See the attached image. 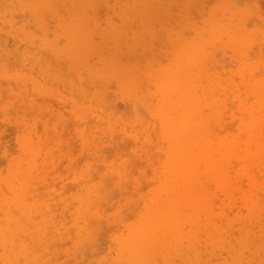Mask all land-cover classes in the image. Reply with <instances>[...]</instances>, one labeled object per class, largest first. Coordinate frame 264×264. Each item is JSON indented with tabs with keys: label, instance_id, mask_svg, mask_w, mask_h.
<instances>
[{
	"label": "rangeland",
	"instance_id": "374dc122",
	"mask_svg": "<svg viewBox=\"0 0 264 264\" xmlns=\"http://www.w3.org/2000/svg\"><path fill=\"white\" fill-rule=\"evenodd\" d=\"M228 24L244 50L221 36L227 47L215 59L219 84L203 85L205 97L224 100L210 131L227 145L256 128L262 144L264 0H0V200L8 183L26 184L28 203L41 209L31 231L40 224L55 241L30 250L33 260L42 264L47 250L49 264H128L124 246L168 198L170 143L155 112L166 96L160 85ZM250 170L263 180L257 165ZM6 213L0 205L1 227L9 224ZM204 214L203 230L215 222L234 242L212 230L211 247L206 239L202 249L233 257L232 246L250 233L264 248V210L255 219H240L248 214L239 208L213 221ZM182 215L176 206L184 236L163 238L159 264H187L192 229ZM3 249L0 264H8Z\"/></svg>",
	"mask_w": 264,
	"mask_h": 264
},
{
	"label": "bare ground",
	"instance_id": "6f19581e",
	"mask_svg": "<svg viewBox=\"0 0 264 264\" xmlns=\"http://www.w3.org/2000/svg\"><path fill=\"white\" fill-rule=\"evenodd\" d=\"M142 25L150 26L149 23ZM80 31L83 32L85 41L91 40L92 34H87L85 29ZM215 31L220 35V38L214 35L217 38L216 43L204 39L205 48H192L185 55L184 63L176 65L175 73L167 76L160 85L166 96L155 112L160 117L162 132L170 143L169 172L164 182L168 198L159 207L151 208L152 213L146 217L141 229L132 235L130 245L124 246L126 250L123 249V252L127 256L128 264H159L165 253L163 238L167 235L173 238L184 236L183 232H177L178 218L173 216L176 206L183 209V226L189 225L192 229V241H187L189 245L183 250L187 256V264H264V248L254 245L261 240L253 233H250L252 237L240 238L237 245L232 246L230 251L235 254L233 257L213 253V246V250H204L201 247L206 239L210 240L207 246L211 247L212 230L222 236L221 242L227 238L229 245L234 242L229 235H223L224 229L215 222L212 230L208 226L203 230L201 212L206 215L213 213L214 218L210 216V221H213L238 208L248 214L241 215L240 219H255L264 210V143H256L259 136L254 131L256 128L245 129L244 142L232 139L227 145L215 142L210 131V123L214 121L211 118L219 119L222 116L224 100L205 97L203 85L204 82L208 83L211 88L219 84L214 74L218 64L215 59L219 54L224 55L227 47L226 39L221 36L226 35L228 40L231 39L239 52L244 50L238 34L231 37L228 35L233 31L232 25L218 27ZM107 36L105 33L101 38L106 39ZM109 62H113V58ZM234 73L236 70L231 77ZM230 80L229 84H232L233 80ZM236 163H240L237 170L234 169ZM255 165L260 170V177L263 178L261 181L250 170ZM26 191V184L8 183L7 196L3 194L0 200V205L7 209L5 218L9 223L2 227L0 225V247L4 248L3 260H7L8 264H40L31 258L29 251H36L33 248H38V245L55 241L43 233L40 224H37V234L31 231L35 223L32 214L41 212V209L28 203ZM260 222L259 220L257 223ZM148 231L152 234L150 238L147 235L146 239ZM236 232L243 234L242 229H237L234 233ZM244 250L249 251L251 256H247ZM43 251L42 264H49L47 250ZM167 251L169 252L168 249ZM169 254L171 258L176 256L175 251ZM15 255L16 261L13 258ZM218 255L224 257L220 262L217 261ZM18 256H25V262L20 261ZM40 256L38 258L41 259Z\"/></svg>",
	"mask_w": 264,
	"mask_h": 264
}]
</instances>
